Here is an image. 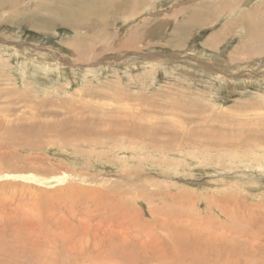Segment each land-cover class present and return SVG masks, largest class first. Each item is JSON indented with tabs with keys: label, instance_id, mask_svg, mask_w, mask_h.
I'll return each instance as SVG.
<instances>
[{
	"label": "rangeland",
	"instance_id": "rangeland-1",
	"mask_svg": "<svg viewBox=\"0 0 264 264\" xmlns=\"http://www.w3.org/2000/svg\"><path fill=\"white\" fill-rule=\"evenodd\" d=\"M124 1L88 31L55 17L66 0L0 5L1 264H193L202 249L185 261L189 241L166 250L137 225L161 208L165 231L204 237L205 220L234 217L264 227V30H248L264 0H148L127 14ZM137 120L165 128L140 142L127 133ZM130 220L127 247L113 237ZM258 235L233 254L204 250L207 263L264 264Z\"/></svg>",
	"mask_w": 264,
	"mask_h": 264
},
{
	"label": "bare ground",
	"instance_id": "bare-ground-1",
	"mask_svg": "<svg viewBox=\"0 0 264 264\" xmlns=\"http://www.w3.org/2000/svg\"><path fill=\"white\" fill-rule=\"evenodd\" d=\"M10 1H12V0H0V5H5V4H7V2H10ZM94 2L95 1H98L99 2V4L101 3V7L99 8V7H94V6H92V5H90L89 4V0H66V3L68 4V5H72L71 7H70V10L72 11L71 12V14H70V10L69 9H67V8H59V9H57V11L55 12V17L57 16V17H60L61 16V14H62V16H63V21L64 22H66L68 25H66V26H69V25H73L74 24V27H73V29H74V31H78V29L77 28H81V29H86L87 31L88 30H92V27H91V23H88V20H89V22H92V21H90V17H92V16H97V18L98 19H96L95 21H97V23H101V22H103L104 20H105V17H106V15H107V12L109 11V10H111V8L113 7V5H114V3H115V1L116 0H93ZM148 0H125L124 2H126V3H124V4H122L121 6L122 7H124V9H125V14H127L126 12H128V11H130V10H132V5L135 3V4H138L139 5V3H146ZM47 2H48V0H47ZM122 2H123V0H122ZM49 3V2H48ZM47 4V3H46ZM117 4V3H116ZM55 5L56 6H58V4H57V2L55 3ZM103 5V6H102ZM55 6V7H56ZM119 6V5H118ZM136 6V5H135ZM61 7H65V5L64 6H61ZM68 7V6H67ZM116 7H117V5H116ZM120 7V6H119ZM121 8V7H120ZM55 9V8H54ZM54 9H52V7L50 6V5H48V6H46L45 7V10H48V12H49V15H51L52 14V12L54 11ZM129 13V12H128ZM124 14V15H125ZM61 16V17H62ZM107 18H108V15H107ZM51 20V19H50ZM87 20V21H86ZM56 22V21H55ZM61 22V20L59 21V23ZM254 22H256L255 20H254ZM104 23H106L105 21H104ZM264 23V22H263ZM259 24V25H254V23H252V25H248V27H249V34L250 35H253V33H256V29L257 28H259L257 31V35L256 36H258V34H259V36L263 33V30H264V24ZM257 24V23H256ZM102 25V24H101ZM69 27H71V26H69ZM255 27H257V28H255ZM262 36V35H261ZM134 39V38H133ZM96 92V91H95ZM87 96H89V95H87ZM188 107V106H187ZM92 108V107H91ZM80 109H82V107H80ZM85 109V108H84ZM102 109V108H101ZM172 109V108H171ZM187 111H188V109L186 108V107H184V106H179V108H175L174 110H173V113L174 114H176V115H178V114H180V113H182V112H186L187 113ZM93 112H107L106 110H101L100 111V108H98V110L96 109L95 111H93ZM173 114V115H174ZM175 116V115H174ZM182 116V115H181ZM140 117V116H139ZM175 117H178V116H175ZM186 117V116H185ZM137 118V117H136ZM135 118V119H136ZM74 119H76V118H74ZM97 119V118H96ZM138 119V118H137ZM189 119V118H188ZM85 121H86V119H84ZM100 121V124L102 123V124H104L105 122H104V120L102 119H99ZM142 120V119H141ZM70 121V120H69ZM78 121V120H77ZM89 121H91V120H89ZM111 121V120H110ZM119 121V120H118ZM128 121V120H127ZM132 121V120H131ZM114 122V121H113ZM40 123V122H39ZM118 123V122H117ZM123 123V122H122ZM129 123V122H128ZM128 123H126V125L128 124ZM132 123V122H131ZM130 123V124H131ZM135 123V122H134ZM149 122H147V124H148ZM35 124V123H34ZM41 124V123H40ZM119 125H121L120 123H118ZM167 124V123H166ZM21 125V124H20ZM43 125V124H42ZM82 125L84 126V127H88L89 125H92V124H84V123H82ZM116 127H117V125L116 124H114ZM134 125L135 124H133V128L131 129V127H129V126H126L127 128L125 129V130H128V127H129V130L127 131V133L128 134H130L132 137H134V138H137V139H139L138 141H140V142H142L140 139H145L146 137H148V136H158V133H159V131L160 132H162L163 130H164V126H163V122L162 123H156L154 126L152 125V126H144V124H142V121H140V120H137V125L138 126H140V127H138L137 125H135L136 127H134ZM170 125V124H169ZM114 126V127H115ZM178 126V125H177ZM110 127V126H109ZM113 127V126H112ZM115 127V128H116ZM41 128V126H35L34 128H32V129H28V128H24V129H19V130H23L24 132H29V131H33V130H35V129H40ZM92 128V127H91ZM124 128V127H123ZM118 129V128H117ZM131 129V130H130ZM87 130V129H86ZM109 130H111V134H112V137H117V135H119L118 133H117V131H116V129H112V128H109ZM122 130V129H121ZM168 130V129H167ZM77 131V130H76ZM88 131V130H87ZM79 132V131H78ZM89 132V131H88ZM120 132V131H119ZM169 132H170V130H169ZM72 133V132H71ZM124 133V132H123ZM126 133V134H127ZM168 133V132H167ZM72 134H74V136H72L71 138H75V137H77V135L78 134H75V133H72ZM90 135L92 134V133H89ZM120 134H121V132H120ZM127 134V135H128ZM169 134V133H168ZM177 134V133H176ZM99 135V134H98ZM108 135H110V133L108 134ZM122 135V134H121ZM126 135V136H127ZM83 136H85V135H82V138H83ZM107 136V135H106ZM123 136V135H122ZM154 136V137H155ZM160 136V135H159ZM171 136H173V135H171ZM170 136V137H171ZM127 137H129V136H127ZM169 137V138H170ZM73 138V139H74ZM107 138H111V137H107ZM79 139V138H78ZM81 139V138H80ZM129 139V138H128ZM174 139V138H173ZM84 141H85V139H83ZM79 141V140H78ZM90 142V144H95L94 146H96V144H98V142L96 141H92L91 139H89V140H87V142ZM77 142V141H76ZM86 142V141H85ZM144 143V142H143ZM133 195V194H132ZM136 197H139L140 198V196L136 193V196H132L131 197V199L132 200H136V201H138L137 200V198ZM122 198V197H121ZM151 205V204H150ZM124 211V210H123ZM129 211V210H128ZM147 211H148V209H147ZM163 212L164 213H166V211L163 209V208H161V210H159V211H155L154 213H151V211L150 212H148L149 214V216H150V218H149V220L148 221H146V222H144L142 219H143V217H142V215H140V216H136L137 218H138V226H139V228H141V230H143L142 228H143V225L145 226V227H147V231H149V237L150 236H153L154 238L156 237V239H157V241H164L163 243H161L162 245H163V247H165L166 248V250H168V248H169V245H173L174 247H175V249L176 250H180V249H182V248H184L186 245H187V242H186V245H185V243H184V245L182 244L183 243V241H189V244H190V246H188L183 252H182V256L180 257L181 259H183V260H191L194 256H192V254H193V252H194V250L196 249V250H198V247L200 248V250L202 249L203 251L204 250H210V251H212L213 252V249H214V252H215V254L216 253H218L219 254V256L218 257H220V252H218V251H220V250H216L217 249V247H220V248H222V250L224 251V247L225 248H228V246H230V245H232L228 250H229V252L228 253H232L233 254V251H235V249L237 250H239V248H241L242 246H239V247H236L235 245L237 244V245H240L241 243V245H243V244H247L248 246H250L248 243H247V241H252V240H254L255 238H256V236H253V235H258V234H260V235H258V238H257V241H259V243H261L262 244V248L264 247V227H260L259 229H258V232L257 231H254V232H256V233H254L253 232V229H252V227L251 228H249V226H250V222H251V220H250V218H248V217H245V219L246 218H248V220H246V221H244V222H242V220L241 219H239V218H232L230 221H229V224L227 223V222H223V223H221L220 221H218V220H215V221H211V222H206V220L204 221L203 220V218H201V216H200V218L204 221V224L202 223V226H203V230L207 233V234H205V236L204 237H200V236H198V235H193V233H191V232H188V231H186L185 229L186 228H182V230H184V231H179V230H181L180 228H177V229H179V230H177V229H173V231H165V230H163L161 227L163 226V227H165V224H163L162 225V221H165L166 222V220H159L158 219V216L157 215H159V214H163ZM130 213V212H129ZM139 213V212H138ZM137 213V214H138ZM122 214V213H121ZM141 214V213H140ZM232 215H236L237 216V214L236 213H232ZM73 217V216H72ZM135 217V219H137ZM141 217H142V219H141ZM145 217H147V216H145ZM198 217V216H197ZM162 218H164V217H162ZM200 218H199V220H200ZM240 218H242V217H240ZM260 218H261V216H260ZM16 219V218H15ZM69 219V218H68ZM123 219V218H122ZM130 219V218H129ZM166 219H168L167 217H166ZM187 219V218H186ZM252 219V218H251ZM172 220V219H171ZM174 220V219H173ZM176 220V222H177V220L179 221V219H175ZM174 220V221H175ZM184 220V219H183ZM182 220V221H183ZM194 220H196V219H194ZM198 220V222H202V220H200L199 221ZM124 221V220H123ZM192 221V220H191ZM260 221H264V219H260L259 220V224L261 223ZM121 222V221H120ZM134 222V221H133ZM136 222V221H135ZM165 222H163V223H165ZM168 222H169V219H168ZM180 222H181V219H180ZM180 222H179V224H180ZM187 222H189V221H187ZM197 222V223H198ZM206 222V223H205ZM124 223H127L126 224V226H128V227H123L122 228V226H120V227H118V230H119V233H117L116 235H114V237L113 238H117L118 239V241H120V242H124L126 245H127V247H129V244H131V238H129L128 237V233H130L131 232V230H132V226H133V224L134 223H132V220H130V222L128 223L127 221L126 222H124ZM170 223V222H169ZM172 224H173V222H171ZM175 223V222H174ZM183 223H184V221H183ZM196 223V222H195ZM195 223H194V226H196L195 225ZM196 223V224H197ZM225 223H227V224H225ZM243 223V224H242ZM129 224V225H128ZM201 224V223H200ZM114 225V224H113ZM121 225H122V223H121ZM123 225H125V224H123ZM167 225V224H166ZM190 225V224H189ZM167 226H169V225H167ZM177 226V225H176ZM183 226H184V224H183ZM185 226H187V225H185ZM194 226H193V228H191V229H194ZM144 227V228H145ZM179 227V226H178ZM170 228V227H169ZM174 228V227H173ZM176 228V227H175ZM197 228V227H196ZM196 228H195V230H196ZM135 229V228H134ZM160 229H162L163 231H162V233H158V236H157V232H159L160 231ZM165 229V228H164ZM191 229H190V231H191ZM198 229V228H197ZM159 230V231H158ZM144 231V230H143ZM198 231V230H197ZM218 231H222V232H224L223 234H220V233H218ZM146 232V231H145ZM199 232V231H198ZM147 233V232H146ZM195 233V232H194ZM132 234V233H131ZM137 234V233H136ZM197 234H199V233H197ZM202 234V233H201ZM200 234V235H201ZM204 234V233H203ZM214 234L217 236V237H212L211 235H213L214 236ZM98 235V234H97ZM113 235V234H112ZM140 235V234H139ZM75 236V235H74ZM95 236V235H94ZM110 236V235H109ZM137 236V235H136ZM146 236V235H145ZM144 236V237H145ZM112 237V236H111ZM142 237H143V235H142ZM141 238V237H140ZM142 239L143 238H141V244L143 245V241H142ZM146 239V238H145ZM148 239H151V238H148ZM1 241V240H0ZM115 241V240H114ZM145 241V240H144ZM147 241V240H146ZM151 241H152V239H151ZM150 241V242H151ZM257 241H256V243H257ZM195 242H198L196 245H195ZM203 242H204V244H205V246H206V248L203 246L204 244H203ZM228 242H229V244H228ZM253 243H254V241H252ZM259 243H257V245H259ZM3 244H4V242H3ZM2 244V245H3ZM250 244H252V243H250ZM161 245V246H162ZM194 246V248L192 247V246ZM38 246V245H37ZM53 246V245H52ZM124 246V245H123ZM144 246H145V242H144ZM197 248H196V247ZM244 246V245H243ZM4 247V246H3ZM54 247V246H53ZM148 247V246H147ZM146 246H145V248H147ZM171 247V246H170ZM192 247V248H191ZM44 248H45V246H44ZM49 248V247H48ZM50 248H51V246H50ZM55 248V247H54ZM56 248H57V246H56ZM145 248H141L139 251H140V257H142L143 255H145V252L144 251H147V249H145ZM213 248V249H212ZM243 248V247H242ZM241 248V249H242ZM259 248H261V247H258V249ZM42 249V248H41ZM57 249H59V248H57ZM56 249V250H57ZM159 249V248H158ZM163 249V248H162ZM219 249V248H218ZM244 249H247V248H244ZM249 249V248H248ZM247 249V250H248ZM256 249V248H255ZM6 250V249H5ZM12 250H13V248H12ZM16 249H14V251H15ZM53 250V249H52ZM61 250V249H60ZM165 250V249H164ZM190 250H192V252H190ZM199 250V251H200ZM201 250V251H202ZM226 250V249H225ZM252 250V249H251ZM3 251H4V248H3ZM10 250H8V252H9ZM17 251V250H16ZM47 251V250H46ZM45 251V252H46ZM111 251H113V250H111ZM174 251V250H173ZM172 251V252H173ZM199 252L200 253V255H199V253H198V255L196 256V257H194L193 258V264H208L207 262L209 261V259L207 258V254L209 253V251H207L208 253L206 254L205 253V251L202 253V252ZM8 252H6V253H8ZM12 252V251H11ZM11 252H10V254H11ZM63 251H61V253H62ZM68 252V251H67ZM160 252V251H159ZM158 252V253H159ZM175 252V251H174ZM173 252V253H174ZM177 252V251H176ZM175 252V253H176ZM190 252V253H189ZM198 252V251H197ZM214 252H213V254H214ZM243 252V251H242ZM254 251H252V253H253ZM261 252V251H260ZM259 252V253H260ZM1 253V252H0ZM21 253V252H20ZM58 253H60V252H58ZM180 253V252H179ZM179 253H178V255H179ZM189 253V255L187 256V254ZM195 253V252H194ZM222 253V252H221ZM224 253L226 254V252L224 251ZM228 253L226 254V255H228ZM236 253V252H235ZM234 253V254H235ZM65 254V253H64ZM167 254V253H166ZM177 254V253H176ZM181 254V253H180ZM203 254H206V255H204V259L202 260L201 258H202V256H203ZM214 254V255H215ZM224 254V256H226ZM59 255H62V254H59ZM59 255H57L56 256V252H55V255L54 256H56V257H58L59 258ZM163 255V254H162ZM165 255V254H164ZM163 255V256H164ZM169 255L171 256V255H173L172 253L170 254L169 253ZM186 255V256H185ZM231 255V254H230ZM1 256V255H0ZM13 256H16L17 257V254L15 255H13ZM63 256V255H62ZM66 256H68V254L67 255H65V257ZM168 256V255H167ZM211 256V255H210ZM209 256V257H210ZM216 256H217V254H216ZM216 256H215V258H212L213 260H216L215 262H214V264H221L220 263V261L219 260H221L222 258H223V256H222V258H216ZM237 256V255H236ZM245 255H243V257H244ZM248 256L249 255H247V257L246 258H248ZM256 256H258V255H256ZM2 257V256H1ZM22 257V256H21ZM64 257V258H65ZM165 257V256H164ZM163 257V258H164ZM212 257V256H211ZM214 257V256H213ZM232 257H234V256H232ZM241 257H242V255H241ZM252 257H255V256H252ZM251 257V258H252ZM260 257H262V256H260ZM259 257V258H260ZM7 258H8V256H7ZM10 258V257H9ZM15 258V257H14ZM145 258H147V259H149L150 261L151 260H153L151 257H148V256H145ZM163 258H161V259H163ZM170 259L172 258V260L174 261V257H169ZM227 258V257H226ZM235 258V257H234ZM237 259H238V257H236ZM249 258H250V256H249ZM248 258V259H249ZM251 258L249 259V260H251ZM1 259V258H0ZM15 259H17V258H15ZM19 259H20V257H19ZM159 259V258H158ZM164 259H167L166 257L164 258ZM247 259V260H248ZM262 259V258H261ZM4 260V259H3ZM60 261H62V259H59ZM171 260V261H172ZM211 260V259H210ZM213 260H212V262H213ZM223 260L224 261H227V260H225V259H222V261L221 262H223ZM229 260H231V259H229ZM234 260V259H233ZM233 260H231L230 262L232 263V261ZM10 261H12L13 262V259L12 260H10ZM51 261V260H50ZM55 261V260H54ZM65 261V260H64ZM172 261V262H173ZM178 261V260H177ZM177 261H175L174 262V264L175 263H177ZM239 261V260H238ZM238 261L236 260L235 262H237L238 263ZM242 261V260H241ZM244 261H245V258H244ZM262 261H263V259H262ZM1 262V261H0ZM9 262V261H8ZM14 262H17L16 260H14ZM180 262H182V260H180ZM211 262V263H212ZM227 262H229V261H227ZM264 262V261H263ZM4 263V262H3ZM50 263H52V262H50ZM58 263V262H57ZM233 263H234V261H233ZM1 264V263H0ZM4 264H7V263H4ZM9 264H11V262H9ZM59 264V263H58ZM67 264V263H66ZM178 264H182V263H178ZM191 264V263H190ZM210 264V263H209ZM234 264H236V263H234Z\"/></svg>",
	"mask_w": 264,
	"mask_h": 264
}]
</instances>
